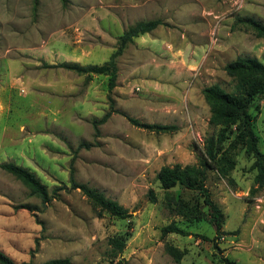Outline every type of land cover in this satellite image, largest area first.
Returning a JSON list of instances; mask_svg holds the SVG:
<instances>
[{"label": "rangeland", "instance_id": "rangeland-1", "mask_svg": "<svg viewBox=\"0 0 264 264\" xmlns=\"http://www.w3.org/2000/svg\"><path fill=\"white\" fill-rule=\"evenodd\" d=\"M33 7L34 0H0V164L12 161L34 172L53 196L42 203L0 167V250L16 262L112 264L109 239L120 236L126 246L116 259L129 264H177L168 246L184 251L181 264H225L224 256L264 264V186L251 193L257 169L246 146L234 151L228 178L209 170L206 180L227 234H217L206 208L203 219H188L168 204L204 207L197 191L181 185L165 190L157 179L163 165L197 163L205 138L217 132L203 88L217 83L231 91L235 82L225 66L238 56L264 63V38L239 26L240 18L264 24V0H38ZM151 19L162 24L126 46L111 91L107 75L62 66L103 64L119 35ZM111 101L120 113L100 125L96 137L93 120ZM124 114L177 129L154 132ZM250 114L264 153L262 96ZM82 142L92 146L79 147ZM73 158L78 182L132 216L99 215L70 188ZM171 221L188 234L163 236L161 228Z\"/></svg>", "mask_w": 264, "mask_h": 264}, {"label": "trees", "instance_id": "trees-1", "mask_svg": "<svg viewBox=\"0 0 264 264\" xmlns=\"http://www.w3.org/2000/svg\"><path fill=\"white\" fill-rule=\"evenodd\" d=\"M65 2L66 0H61ZM38 0H34V10H37ZM239 26L252 31L256 36L264 38V24L253 18H240ZM162 24L160 19H151L139 21L130 25L117 38L116 50L110 55L109 59L101 65L79 66L77 64H62L63 67L76 71L78 74H104L108 76V89L111 91L117 85L118 64L117 58L123 54L126 46L131 43L135 37L144 33L151 32ZM225 70L234 80L231 91H227L220 84H211L205 86L202 90L204 98L210 107V124L218 127L215 134L205 138L203 155L200 156L197 163L182 165H163L157 172V179L160 186L165 190H170L178 185L195 190L198 192L202 204L201 207L196 204L189 206L184 201H169V206L177 210V213L186 216L188 219H203L206 214L202 208H206L207 214L211 216L216 226L217 234L223 235L228 232L224 230L225 214L222 208L213 199L212 193L206 185L208 171L215 170L221 177L228 178L231 171L236 166L234 151L240 146H246L251 152L255 161L253 168L257 169L255 184L257 187L251 189L255 193L258 188L264 186V153L258 145V136L253 130V118L250 114V107L255 99L262 96L264 99V63L253 56H238L234 61L225 66ZM118 111L114 107L113 101L110 103V109L101 117L93 120L95 136H100L99 126L104 124L110 116ZM129 122L137 127L145 128L154 132H170L177 129L173 124L145 123L139 119L126 115ZM234 127V129H233ZM233 135V137H232ZM226 142H228L226 144ZM92 144L82 142L79 147H91ZM5 171L14 175L28 189L31 195L37 196L46 204L53 195L50 194L47 186L40 181L36 174L27 168L9 161L0 164ZM70 188L79 189L82 194L91 202L93 207L101 215L107 212L119 218H128L132 213L128 208L121 205L114 199L108 198L105 194L96 188L87 184L78 182L76 179V170L74 158L71 160L69 172ZM60 187H55L52 193H58ZM149 198L152 202L157 200L155 192L149 191ZM162 235L168 233H181L187 235L176 221L164 225L161 228ZM110 255L112 264H129L122 259H116L126 246V238L113 236L109 239ZM168 252L174 257L177 264H181L184 251L175 246H168ZM225 264H238L235 260L227 256L221 257ZM0 264H33L32 261L16 262L4 251L0 250ZM41 264H70L69 258L51 259Z\"/></svg>", "mask_w": 264, "mask_h": 264}]
</instances>
